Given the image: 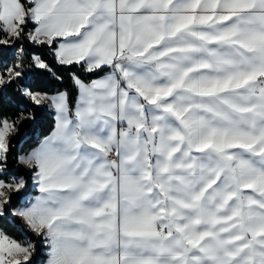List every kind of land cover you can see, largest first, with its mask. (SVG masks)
I'll use <instances>...</instances> for the list:
<instances>
[{
  "label": "snow or ice",
  "instance_id": "1",
  "mask_svg": "<svg viewBox=\"0 0 264 264\" xmlns=\"http://www.w3.org/2000/svg\"><path fill=\"white\" fill-rule=\"evenodd\" d=\"M10 88L0 264H264V0H0Z\"/></svg>",
  "mask_w": 264,
  "mask_h": 264
},
{
  "label": "trees",
  "instance_id": "2",
  "mask_svg": "<svg viewBox=\"0 0 264 264\" xmlns=\"http://www.w3.org/2000/svg\"><path fill=\"white\" fill-rule=\"evenodd\" d=\"M62 75L64 76L63 84H61L59 81H55L51 77L46 78L45 83L47 84V90L55 92V90L58 88L61 90L66 88L70 91L74 98L75 90L71 86L68 74L62 73ZM81 75H83L82 72ZM16 103L17 99L14 89L10 88L6 94L0 95V104L3 106L4 113L11 114L12 112H15L17 110ZM53 125L54 118L51 111H37L36 120L27 122L26 126L22 128L20 136L16 141H14L16 147L20 148L23 146L24 151H30L32 147H35L43 137L52 131ZM0 226H3L5 230L9 232L16 231V228L11 220L7 221L6 223L0 221ZM41 252H43V249H41ZM43 258V256L38 257V259Z\"/></svg>",
  "mask_w": 264,
  "mask_h": 264
},
{
  "label": "crops",
  "instance_id": "3",
  "mask_svg": "<svg viewBox=\"0 0 264 264\" xmlns=\"http://www.w3.org/2000/svg\"><path fill=\"white\" fill-rule=\"evenodd\" d=\"M52 114H53V113H52ZM53 118H54V114H53ZM54 126H55V119H54V125H53V128H54ZM52 130H53V129H52ZM51 132H52V131H51ZM51 132H50L48 135H50ZM48 135H46V136H48ZM46 136H45V137H46ZM43 139H44V137H43L41 140H43ZM41 140H40V141H41ZM40 141H39V142H40ZM38 144H39V143H38ZM38 144H37V145H38Z\"/></svg>",
  "mask_w": 264,
  "mask_h": 264
}]
</instances>
